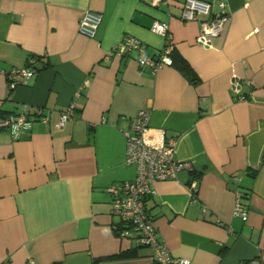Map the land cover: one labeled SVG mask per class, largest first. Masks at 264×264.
Returning a JSON list of instances; mask_svg holds the SVG:
<instances>
[{
    "label": "crops",
    "instance_id": "1",
    "mask_svg": "<svg viewBox=\"0 0 264 264\" xmlns=\"http://www.w3.org/2000/svg\"><path fill=\"white\" fill-rule=\"evenodd\" d=\"M184 1L0 0V116L47 118L20 137L0 129V264H151L149 248L114 233L108 192L135 177L125 133L140 110L149 134L173 139L190 164L146 201L157 239L189 264H264V0H201L229 16L210 48L195 43L198 21H180ZM87 12L101 15L93 38L78 32ZM155 20L168 23L173 65L153 72L112 54L134 37L156 57ZM30 66L37 74L11 89L4 73ZM233 77L252 82L246 100L230 93Z\"/></svg>",
    "mask_w": 264,
    "mask_h": 264
},
{
    "label": "built area",
    "instance_id": "2",
    "mask_svg": "<svg viewBox=\"0 0 264 264\" xmlns=\"http://www.w3.org/2000/svg\"><path fill=\"white\" fill-rule=\"evenodd\" d=\"M169 0H151L155 7L168 4ZM215 8L216 11H213ZM170 17V14H167ZM180 21L187 23L198 21L200 25L196 44L210 48L212 40L224 33L229 21L228 13L223 2L210 3L201 0H185L179 15ZM101 15L85 13L78 24V32L88 38H93L100 24ZM150 31L164 40V46L156 57L146 55L145 46L134 37H125L112 51L120 57H130L133 54L140 67H149L153 72L163 66H171L170 53L173 51L172 36L167 22L155 20ZM33 62L30 64L32 65ZM37 74L33 67L15 68L4 73L11 89L25 85ZM252 86L250 81H241L233 77L230 81V93L237 101L247 99L245 87ZM77 106L72 103L61 112L58 126L63 127L71 120ZM33 120L43 123L47 118L40 110H28L18 114L0 116V129L12 131L14 136L20 137L32 128ZM148 113L140 110L130 120V128L125 133L126 164L135 167L136 174L133 180L125 181L108 188L110 195L111 214L118 218V223L112 227L114 233L122 239H132L139 247L151 250V264H189V260L172 256L166 246L157 239L154 229V218L148 213L146 201L152 195L156 182L175 179L182 169H190V164L176 160L175 141L173 139L157 138L149 134ZM238 181L237 176L232 177ZM191 190L196 192L195 183ZM235 208L233 215L243 222L247 220V212L243 204V194L236 190ZM206 208H202L203 216ZM246 264H261L258 260Z\"/></svg>",
    "mask_w": 264,
    "mask_h": 264
},
{
    "label": "trees",
    "instance_id": "3",
    "mask_svg": "<svg viewBox=\"0 0 264 264\" xmlns=\"http://www.w3.org/2000/svg\"><path fill=\"white\" fill-rule=\"evenodd\" d=\"M173 52H174V49H173V51L170 53V58L172 59V65H173V63H174V61H175V59H173V56H172V54H173ZM77 109V108H76ZM245 197V194H243V198Z\"/></svg>",
    "mask_w": 264,
    "mask_h": 264
}]
</instances>
